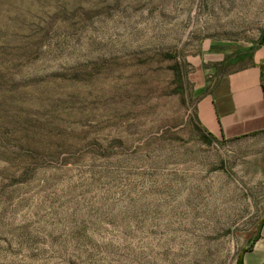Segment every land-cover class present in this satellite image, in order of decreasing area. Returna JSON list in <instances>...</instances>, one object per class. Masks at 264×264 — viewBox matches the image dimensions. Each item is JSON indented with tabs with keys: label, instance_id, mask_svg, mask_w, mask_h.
<instances>
[{
	"label": "rangeland",
	"instance_id": "rangeland-1",
	"mask_svg": "<svg viewBox=\"0 0 264 264\" xmlns=\"http://www.w3.org/2000/svg\"><path fill=\"white\" fill-rule=\"evenodd\" d=\"M262 38L264 0H0V264H251L264 142L196 107Z\"/></svg>",
	"mask_w": 264,
	"mask_h": 264
},
{
	"label": "crops",
	"instance_id": "crops-1",
	"mask_svg": "<svg viewBox=\"0 0 264 264\" xmlns=\"http://www.w3.org/2000/svg\"><path fill=\"white\" fill-rule=\"evenodd\" d=\"M248 60L244 66H231V59L219 64L215 85L197 104V121L216 140L264 142V38L249 52ZM247 261L264 262V224Z\"/></svg>",
	"mask_w": 264,
	"mask_h": 264
},
{
	"label": "trees",
	"instance_id": "trees-1",
	"mask_svg": "<svg viewBox=\"0 0 264 264\" xmlns=\"http://www.w3.org/2000/svg\"><path fill=\"white\" fill-rule=\"evenodd\" d=\"M263 40V38L261 39V41Z\"/></svg>",
	"mask_w": 264,
	"mask_h": 264
}]
</instances>
